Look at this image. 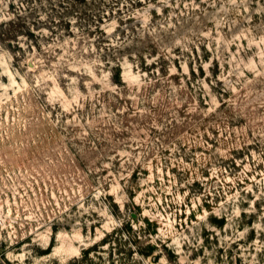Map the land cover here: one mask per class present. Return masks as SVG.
<instances>
[{
    "label": "rangeland",
    "instance_id": "obj_1",
    "mask_svg": "<svg viewBox=\"0 0 264 264\" xmlns=\"http://www.w3.org/2000/svg\"><path fill=\"white\" fill-rule=\"evenodd\" d=\"M104 1L124 86L95 0H0V264H264V0H141L134 34Z\"/></svg>",
    "mask_w": 264,
    "mask_h": 264
},
{
    "label": "trees",
    "instance_id": "obj_2",
    "mask_svg": "<svg viewBox=\"0 0 264 264\" xmlns=\"http://www.w3.org/2000/svg\"><path fill=\"white\" fill-rule=\"evenodd\" d=\"M73 1V0H72ZM72 1H68L67 0V4L70 6V11L71 9H75L72 3ZM96 4H94V8L92 9V12L90 15L88 14H84L86 15L84 18V22L85 24H82V26H80L81 28V39H92L95 40L96 44H97V50L100 51L99 52V57L100 59H102L104 61V66L111 69L112 72V81L113 83L117 84L118 86H124V83L122 81V64H121V59L119 57V53L121 50H116L115 52H109L107 48H103L102 45L105 43H110V37L107 35V33L103 30L101 24L103 23L104 19L107 18L106 17V9L109 8L108 2L104 1V0H95ZM150 1V0H148ZM86 2V1H85ZM117 2L116 4H120L119 1H115ZM142 3L141 0H131V1H127L125 0L124 2V8L119 10L118 14H123L126 16H121V18L118 19L119 21V27L117 29V31L122 32V34H124V32H126V30L129 28V25L132 24V27H130V30L133 32V34L138 31L139 29L143 28V25L140 21H138L134 16V11L137 8V6H139ZM57 4V3H56ZM55 4V5H56ZM63 2H60L57 4V6H62ZM114 4V2H113ZM55 7H53L52 10V14L48 15V26H49V30L51 31V34L54 35L55 37L58 36V34L60 33H69V30L71 29V22L70 21H66L65 19L67 18V14L69 15H73L70 12H63V13H59V14H55ZM125 11L124 13H122V11ZM71 12H77V11H71ZM83 13V12H82ZM110 14L112 15V11H110ZM33 15V13H31V16ZM15 18L17 20H20L21 16L16 15ZM128 23V27L127 29H124L125 24ZM5 25L4 24H0V27ZM36 27V25H35ZM23 29L26 28V25L22 26ZM15 38V37H13ZM120 38L127 42L128 39L126 37H122L120 36ZM6 40H9V35L1 33L0 32V43L2 42H6ZM111 44V43H110ZM111 50H115V49H110ZM42 56L45 57V62H50L52 60V54H50V51L48 50V52L41 53ZM145 62V61H144ZM146 63V62H145ZM169 75V74H167ZM222 226V224L220 225ZM86 254V253H85ZM77 263V261L75 262Z\"/></svg>",
    "mask_w": 264,
    "mask_h": 264
}]
</instances>
